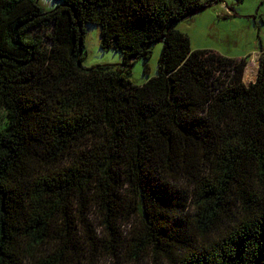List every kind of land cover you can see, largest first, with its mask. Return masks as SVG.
Returning a JSON list of instances; mask_svg holds the SVG:
<instances>
[{
  "label": "trees",
  "instance_id": "trees-1",
  "mask_svg": "<svg viewBox=\"0 0 264 264\" xmlns=\"http://www.w3.org/2000/svg\"><path fill=\"white\" fill-rule=\"evenodd\" d=\"M54 1L0 0V264H264V52L246 84L175 29L224 0Z\"/></svg>",
  "mask_w": 264,
  "mask_h": 264
},
{
  "label": "rangeland",
  "instance_id": "rangeland-1",
  "mask_svg": "<svg viewBox=\"0 0 264 264\" xmlns=\"http://www.w3.org/2000/svg\"><path fill=\"white\" fill-rule=\"evenodd\" d=\"M36 1L44 11H51L59 4L54 0ZM175 29L188 35L193 51L206 50L234 59H253L254 62L250 64L252 67L247 66L248 72H245L248 76L247 81H250L254 78L256 70L255 61L258 58L255 57L264 50V0H243L241 2L224 0L223 3H215L177 22ZM84 30L86 48V55L82 60L84 68L96 65H116L121 62L120 52L100 49L99 27L86 25ZM161 49L162 43L157 42L152 46V55L148 60L135 61L130 76L134 84L143 85L157 75V63ZM158 261L167 264L161 259ZM97 262L98 264H117L103 255L99 256ZM121 264L158 263L150 257L141 262L125 258Z\"/></svg>",
  "mask_w": 264,
  "mask_h": 264
},
{
  "label": "crops",
  "instance_id": "crops-1",
  "mask_svg": "<svg viewBox=\"0 0 264 264\" xmlns=\"http://www.w3.org/2000/svg\"><path fill=\"white\" fill-rule=\"evenodd\" d=\"M261 52H264V50L263 51H261ZM259 56H260V54H258L255 58H258V60L257 61H255L257 64H256V70H255V72H254V78L252 79V80H250V81H247L248 79H247V72H248V69L246 68V73H245V76H244V82H246V84H250V82H252V81H254L255 80V78L257 77V73H258V68H259ZM255 60V59H254ZM252 62H254L253 61V59L251 60H249V62H248V65L247 66H251L250 64L252 63ZM252 67V66H251ZM250 68V67H249ZM251 70H253V69H251Z\"/></svg>",
  "mask_w": 264,
  "mask_h": 264
}]
</instances>
